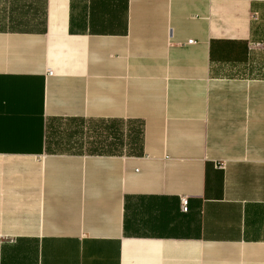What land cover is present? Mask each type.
I'll return each instance as SVG.
<instances>
[{
    "label": "crops",
    "instance_id": "1",
    "mask_svg": "<svg viewBox=\"0 0 264 264\" xmlns=\"http://www.w3.org/2000/svg\"><path fill=\"white\" fill-rule=\"evenodd\" d=\"M0 264H264V0H0Z\"/></svg>",
    "mask_w": 264,
    "mask_h": 264
},
{
    "label": "built area",
    "instance_id": "2",
    "mask_svg": "<svg viewBox=\"0 0 264 264\" xmlns=\"http://www.w3.org/2000/svg\"><path fill=\"white\" fill-rule=\"evenodd\" d=\"M188 42H192V38H189ZM46 72H47V74H52V69L51 68H47ZM187 203H188V197L185 196V195L181 196L180 197V204H181V209L183 211L187 210V208H188Z\"/></svg>",
    "mask_w": 264,
    "mask_h": 264
},
{
    "label": "rangeland",
    "instance_id": "3",
    "mask_svg": "<svg viewBox=\"0 0 264 264\" xmlns=\"http://www.w3.org/2000/svg\"><path fill=\"white\" fill-rule=\"evenodd\" d=\"M135 133L138 135V133H139V126H138V124H137V126L135 127Z\"/></svg>",
    "mask_w": 264,
    "mask_h": 264
}]
</instances>
